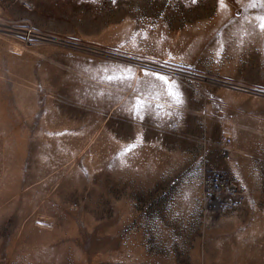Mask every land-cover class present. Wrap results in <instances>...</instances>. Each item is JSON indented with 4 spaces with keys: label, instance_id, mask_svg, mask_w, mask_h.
Segmentation results:
<instances>
[{
    "label": "rangeland",
    "instance_id": "1",
    "mask_svg": "<svg viewBox=\"0 0 264 264\" xmlns=\"http://www.w3.org/2000/svg\"><path fill=\"white\" fill-rule=\"evenodd\" d=\"M262 18L0 0V264H264Z\"/></svg>",
    "mask_w": 264,
    "mask_h": 264
},
{
    "label": "snow or ice",
    "instance_id": "2",
    "mask_svg": "<svg viewBox=\"0 0 264 264\" xmlns=\"http://www.w3.org/2000/svg\"><path fill=\"white\" fill-rule=\"evenodd\" d=\"M262 28H264V18H262V22H261V25H260ZM161 79H164L163 77H161Z\"/></svg>",
    "mask_w": 264,
    "mask_h": 264
}]
</instances>
